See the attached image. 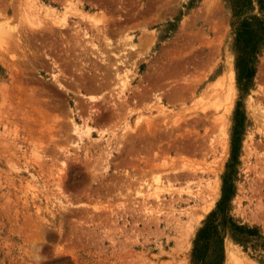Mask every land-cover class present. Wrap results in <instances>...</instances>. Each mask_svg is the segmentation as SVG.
<instances>
[{"label": "rangeland", "instance_id": "obj_1", "mask_svg": "<svg viewBox=\"0 0 264 264\" xmlns=\"http://www.w3.org/2000/svg\"><path fill=\"white\" fill-rule=\"evenodd\" d=\"M263 20L258 0H0V264H201L229 172L221 264H264V41L242 92L235 47Z\"/></svg>", "mask_w": 264, "mask_h": 264}, {"label": "trees", "instance_id": "obj_2", "mask_svg": "<svg viewBox=\"0 0 264 264\" xmlns=\"http://www.w3.org/2000/svg\"><path fill=\"white\" fill-rule=\"evenodd\" d=\"M260 9H264V0H258ZM264 41V20L256 21V28H250L248 24L243 22H238L236 28V37H235V47L237 50V59H236V71H237V81L240 91H245L249 86L253 76H254V60L256 46L258 43H263ZM242 119L241 116L236 112V124L234 128V137L232 139V151H231V161L235 163L236 161V152L238 151V128L240 127ZM228 169H231V164L227 166ZM230 172L224 176L222 195L220 200L217 203L216 209L209 214L204 226L199 229L195 243H194V257L201 264H221V256L223 253L222 243L220 241V227L226 226L228 222V207L229 199L232 195L233 186L229 182ZM234 230L240 234L239 241L246 242V237L248 236H257V231L255 229H248L242 226L232 225ZM215 239H217L215 241ZM211 241L212 251L217 254H220L215 259L214 263H206L204 258L207 252Z\"/></svg>", "mask_w": 264, "mask_h": 264}, {"label": "bare ground", "instance_id": "obj_3", "mask_svg": "<svg viewBox=\"0 0 264 264\" xmlns=\"http://www.w3.org/2000/svg\"><path fill=\"white\" fill-rule=\"evenodd\" d=\"M7 24V23H6ZM2 38V37H1ZM126 80V79H125ZM256 108V107H255ZM259 115L258 116H260V118H261V126H262V128H263V130H264V108H260L259 109ZM259 123V122H258ZM217 199V198H216Z\"/></svg>", "mask_w": 264, "mask_h": 264}]
</instances>
